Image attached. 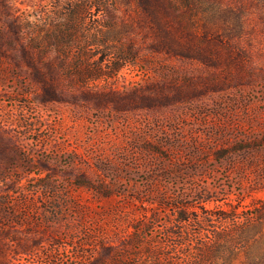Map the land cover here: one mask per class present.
Listing matches in <instances>:
<instances>
[{"label": "rangeland", "instance_id": "obj_1", "mask_svg": "<svg viewBox=\"0 0 264 264\" xmlns=\"http://www.w3.org/2000/svg\"><path fill=\"white\" fill-rule=\"evenodd\" d=\"M71 1L0 0V264H108L136 225L164 246L171 203L262 209L264 0H110L89 54L134 61L85 86L47 43Z\"/></svg>", "mask_w": 264, "mask_h": 264}, {"label": "trees", "instance_id": "obj_2", "mask_svg": "<svg viewBox=\"0 0 264 264\" xmlns=\"http://www.w3.org/2000/svg\"><path fill=\"white\" fill-rule=\"evenodd\" d=\"M112 5L110 0L67 2L63 23L56 27L59 36L47 42L49 46L64 49L60 67L80 85L113 78L134 61L131 51L116 47L105 49L98 60H92L89 54V47H103L95 37L101 33L102 26L86 30L85 19L93 9L98 16L112 14L110 7L115 16L116 9ZM166 208L176 209V214L174 219H167L164 246L149 244L146 235L149 226L136 225L126 244L130 250L115 251L108 264H255L264 261V207L255 209L247 217L234 208L218 213L193 212L192 205L181 202L168 204ZM157 217L154 214L150 219L158 221ZM215 222L221 226H212ZM136 245L140 251H136Z\"/></svg>", "mask_w": 264, "mask_h": 264}]
</instances>
